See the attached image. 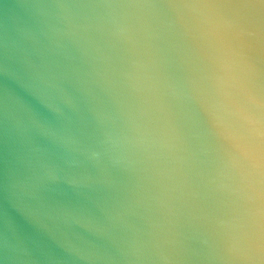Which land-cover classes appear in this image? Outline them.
Wrapping results in <instances>:
<instances>
[{"label":"water","instance_id":"95a60500","mask_svg":"<svg viewBox=\"0 0 264 264\" xmlns=\"http://www.w3.org/2000/svg\"><path fill=\"white\" fill-rule=\"evenodd\" d=\"M0 264H264V0H0Z\"/></svg>","mask_w":264,"mask_h":264}]
</instances>
